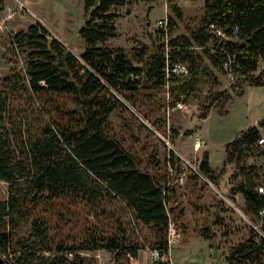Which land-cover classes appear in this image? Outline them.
Returning a JSON list of instances; mask_svg holds the SVG:
<instances>
[{
    "label": "trees",
    "instance_id": "trees-1",
    "mask_svg": "<svg viewBox=\"0 0 264 264\" xmlns=\"http://www.w3.org/2000/svg\"><path fill=\"white\" fill-rule=\"evenodd\" d=\"M202 1L198 25L188 27L186 34L167 36L182 16L170 0L167 26L157 29L160 37L153 49L143 45L126 52L105 43L116 35L115 8L128 0H83L86 19L77 34L85 48L79 55L40 21L12 33V47L23 54L24 66L5 77L0 89V180L7 192L0 200V254L12 255L10 264H94L84 253L97 250L108 252L111 264H137L146 247L163 257L157 264L169 263L167 231L176 191L167 169L155 173L139 168L136 155L108 134V117L115 109H126L121 98L135 104L142 88L166 86L174 94L172 104L188 103L196 98L203 77L218 83L215 71L231 73L230 86L237 94L245 85L264 86V69L258 71L264 62V0ZM3 4L0 0V10ZM225 62H230L228 70ZM176 63L186 64L188 73H167ZM207 97L201 119L209 108L222 111L232 99L226 89ZM262 134L264 118L225 146L224 166L235 165L227 197L236 202L241 195L239 209L260 224L258 230L245 224L247 235L229 247L227 264H264V217L259 215L264 161L246 164L256 148H264L258 144ZM258 154L264 155V149ZM165 163L177 179L183 171L180 157L169 150ZM223 169L212 168L204 154L196 163L198 173L189 169L185 179L215 185ZM113 202L119 214L105 207ZM219 202L229 210L224 200ZM67 203L87 207L94 219L79 235L62 231L74 216L67 213ZM126 213L130 219L123 217ZM108 215L113 221L105 226L99 221ZM134 224L151 228L149 243L135 235ZM23 225L28 231L21 234ZM201 234L209 237L208 227Z\"/></svg>",
    "mask_w": 264,
    "mask_h": 264
},
{
    "label": "rangeland",
    "instance_id": "rangeland-1",
    "mask_svg": "<svg viewBox=\"0 0 264 264\" xmlns=\"http://www.w3.org/2000/svg\"><path fill=\"white\" fill-rule=\"evenodd\" d=\"M20 1L25 3L20 2L25 6V12L16 11L10 14L8 9L15 10L19 3L17 0H4L3 9L0 10V89L4 86L5 77L13 75L24 66L23 54L17 55L12 47L11 34L26 29L35 21H40L75 55H79L85 48L84 40L77 34V29L86 19L83 0ZM172 2L180 8L182 16L181 19H176V27L167 36L186 34L188 27L198 25L203 13V1L172 0ZM170 4V0H128L126 5L115 8L116 35L105 43L122 47L126 52L143 45L153 49L159 41L157 38L160 37L157 32L159 28L156 29L154 23L158 19H167L171 14ZM214 73L218 83L203 77L196 98L186 103L187 109H177L176 102L172 104L174 94L170 93L166 86L159 89L142 88L135 95V104L121 98L126 109H115L108 117V134L120 139L123 146L136 155L139 168L155 173H163L167 169L171 187L176 191L175 209L171 214V220L174 222V216L179 215L174 223L179 238L168 253V259L172 264H227L225 256L229 247L247 235L244 229L247 222L239 209L240 202L237 199L236 202H231L227 197L228 180L235 170V165L224 166L225 146L234 140L241 130L264 118V86L245 85L243 93L237 94L232 91L231 81L224 73L216 71ZM223 89L231 93L232 99L226 103L222 111L218 107L209 108L206 118L202 121L200 114L203 112V106L210 100L207 96L213 91ZM20 92L24 97V93ZM194 132H197L205 143L196 152L192 150ZM261 149L264 148H256L252 155L246 158V164H260L264 161V155L258 154ZM169 150L176 154L177 150L184 156L186 160L177 154L181 160V167H187V172L193 170L191 167L196 168V163L204 154L208 155V162L212 168L220 170L224 167L215 185L212 184L214 188L208 183L204 184L203 181L206 182L204 179L203 181L184 179L182 185L174 183L175 176L170 171L169 164L165 163ZM6 195V183L0 180V200H4ZM239 196L237 195V198ZM220 199L225 201V205L229 207L228 211L224 207L221 208ZM171 202L173 204L172 200ZM66 205L69 207L67 213L71 212L74 216L62 231L79 235V231L86 223L94 221L92 214L87 207L74 206L71 203ZM105 207L115 214L120 213L116 202ZM180 208L182 214L178 213ZM123 217L130 219L131 216L126 213ZM112 221L113 217L108 215L99 222L106 226ZM133 226L134 233L140 240L146 243L152 240L150 227L141 224ZM203 227H208L209 237L201 234ZM18 231L21 234L26 233L28 225H23ZM150 252L148 247L141 249L136 263L150 264L152 261ZM84 255L92 258L94 264H111V255L106 251L97 250ZM2 256L8 264L12 262V255Z\"/></svg>",
    "mask_w": 264,
    "mask_h": 264
},
{
    "label": "built area",
    "instance_id": "built-area-1",
    "mask_svg": "<svg viewBox=\"0 0 264 264\" xmlns=\"http://www.w3.org/2000/svg\"><path fill=\"white\" fill-rule=\"evenodd\" d=\"M9 12H11L10 14L17 12H25L26 8L22 3H18V5L16 6L15 10L12 9H8ZM167 26V19H158L155 23H154V27L157 28H165ZM219 35H222L220 31L217 32ZM12 36V34H11ZM230 62H225L224 63V68L226 70L229 69V65ZM264 69V62L262 64L259 65L258 67V71L259 70H263ZM166 72L167 73H175V74H179V75H186L188 73V67L186 64L184 63H176L174 64L171 68H166ZM227 77L229 80L233 81V77L231 75L230 72H228ZM176 108L178 109H187L188 108V104L181 102V101H177L176 102ZM194 143H193V148H194V152H196L199 148H201L205 143L204 140L200 138L198 133L194 132ZM258 144L261 145L262 147H264V134H262L261 138L258 139ZM194 172H197L196 168L191 167ZM186 169L187 167L183 168V171L181 172L180 176L176 179L177 182L181 183L185 177H186ZM196 170V171H195ZM198 173V172H197ZM262 188H259V191H261ZM259 215L264 217V208L261 209L259 211ZM243 218L246 220V222L253 226L255 229H259L260 224H253L252 222H250L243 214H242ZM179 236L178 233L175 230V225L173 221H169L168 224V231H167V244L169 247V251L170 248L173 244H175L178 240ZM150 257H151V263L150 264H157L158 261L162 260L163 257L160 255V253L157 250H153L150 252ZM168 264H172L170 261H168Z\"/></svg>",
    "mask_w": 264,
    "mask_h": 264
},
{
    "label": "crops",
    "instance_id": "crops-1",
    "mask_svg": "<svg viewBox=\"0 0 264 264\" xmlns=\"http://www.w3.org/2000/svg\"><path fill=\"white\" fill-rule=\"evenodd\" d=\"M18 2H23V1L17 0V3H18ZM23 3H24V2H23ZM24 4H25V3H24ZM261 64H262V63H261ZM243 91H244V88H243ZM177 109H178V108H177ZM204 119H205V118H204ZM204 119H202V121H203ZM256 122H257V121H256ZM255 124H256V123H255ZM255 124H254V125H255ZM195 133H197V132H195ZM193 140H194V139H193ZM193 143H194V141H193ZM193 143H192V150L194 151ZM175 151L177 152V154H178L182 159H184V156H183L181 153H179L177 150H175ZM184 160H186V159H184ZM183 167H184V166H182V169H183ZM186 173H187V171H186ZM175 179H176V177L174 178L173 181H175L176 183H178V185H182V184H183V182L179 183V182H177ZM206 182L214 188V186L212 185V183L209 182L207 179H206ZM224 198H225V197H224ZM225 199L227 200V198H225ZM238 199H239V200H238ZM237 201L240 202V206L243 205V198L241 197V195L237 198Z\"/></svg>",
    "mask_w": 264,
    "mask_h": 264
},
{
    "label": "water",
    "instance_id": "water-1",
    "mask_svg": "<svg viewBox=\"0 0 264 264\" xmlns=\"http://www.w3.org/2000/svg\"><path fill=\"white\" fill-rule=\"evenodd\" d=\"M0 264H8L4 257L0 254Z\"/></svg>",
    "mask_w": 264,
    "mask_h": 264
}]
</instances>
